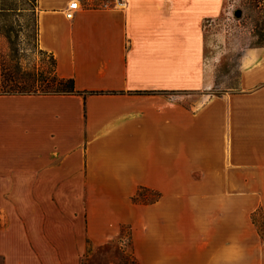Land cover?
<instances>
[{
    "label": "crops",
    "instance_id": "1",
    "mask_svg": "<svg viewBox=\"0 0 264 264\" xmlns=\"http://www.w3.org/2000/svg\"><path fill=\"white\" fill-rule=\"evenodd\" d=\"M72 1L37 0L38 43L77 92H0V264H81L94 197L141 188L158 219L182 197L229 242L150 244L139 264H264V46L202 102L225 0H78L69 19Z\"/></svg>",
    "mask_w": 264,
    "mask_h": 264
},
{
    "label": "rangeland",
    "instance_id": "2",
    "mask_svg": "<svg viewBox=\"0 0 264 264\" xmlns=\"http://www.w3.org/2000/svg\"><path fill=\"white\" fill-rule=\"evenodd\" d=\"M37 13V0H0V92L11 90L4 75L18 72L20 77L42 79L52 69L51 55L39 48ZM205 27L215 45L209 43L207 53L216 56V71L212 89L197 97L202 102L213 94L225 96L235 88L244 52L264 46V0H225L222 15ZM183 99L195 103L192 95ZM99 199L94 197L92 203L90 232L81 264H139V250L155 243L229 242L218 241L220 237L199 228L201 206L182 197L174 198L168 220L158 219L151 211V203L159 199L151 189H138L125 205L103 204ZM259 223L264 234V221Z\"/></svg>",
    "mask_w": 264,
    "mask_h": 264
},
{
    "label": "trees",
    "instance_id": "3",
    "mask_svg": "<svg viewBox=\"0 0 264 264\" xmlns=\"http://www.w3.org/2000/svg\"><path fill=\"white\" fill-rule=\"evenodd\" d=\"M52 69L49 75L44 76L42 79L32 78V76H18L11 75L7 77L4 75L6 85L11 87V90L1 91L6 93H42V94H60V93H74L77 92L73 79L61 78L56 71V60L51 55ZM3 80V81H4Z\"/></svg>",
    "mask_w": 264,
    "mask_h": 264
},
{
    "label": "built area",
    "instance_id": "4",
    "mask_svg": "<svg viewBox=\"0 0 264 264\" xmlns=\"http://www.w3.org/2000/svg\"><path fill=\"white\" fill-rule=\"evenodd\" d=\"M77 9H79V2L78 0H73L66 11V17L72 19Z\"/></svg>",
    "mask_w": 264,
    "mask_h": 264
}]
</instances>
